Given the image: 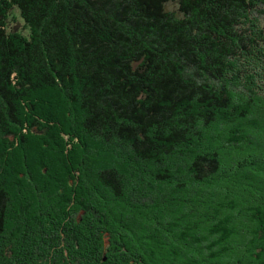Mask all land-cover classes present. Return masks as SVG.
Segmentation results:
<instances>
[{
	"label": "trees",
	"instance_id": "obj_1",
	"mask_svg": "<svg viewBox=\"0 0 264 264\" xmlns=\"http://www.w3.org/2000/svg\"><path fill=\"white\" fill-rule=\"evenodd\" d=\"M218 122L248 133L227 167L197 146ZM215 179L248 201L215 212ZM256 199L264 0H0V264H264ZM224 222L240 241L214 251Z\"/></svg>",
	"mask_w": 264,
	"mask_h": 264
},
{
	"label": "rangeland",
	"instance_id": "obj_2",
	"mask_svg": "<svg viewBox=\"0 0 264 264\" xmlns=\"http://www.w3.org/2000/svg\"><path fill=\"white\" fill-rule=\"evenodd\" d=\"M175 8V4H173V3H170L169 4V6H168V9L169 10H173ZM14 13H16L15 11H14ZM12 26H15V27H17L18 29L20 28H22V22H21V20H17V22L15 23V24H13ZM240 112L239 111H236V113H233V112H230L229 114H227V117L226 118H234V117H237L236 116V114L237 115H240L239 114ZM235 114V115H234ZM225 117V116H224ZM222 115H219V118H224ZM220 120V119H219ZM246 126H244V128H243V126L240 124V123H238V122H234L233 124H231V123H229V124H226V123H217V124H215L211 129H209V130H207V132H206V130L204 131V132H201V135L203 136V138L204 139H202L200 142H198L197 143V146H199L200 145V143L202 142V143H204V140L206 139V140H211V142L212 143H210V145H211V147L212 146H214L215 145V147H218V145H220V146H223L224 147V150H222V152L220 153L221 155V158H222V164H221V166L222 167H227V165H228V162H229V164H231L232 163V161H233V159L231 158V156L229 155V151L228 150H230V148H228V145H227V141L228 140H235L236 142H237V140L239 139V137L241 138V141H242V138L243 139H245V136L248 134L247 132H246ZM231 131V132H230ZM208 134V135H207ZM214 144V145H213ZM209 145V146H210ZM241 145V146H240ZM240 145H232L233 146V148L236 150V151H238V150H240V149H245L244 148V146H243V143H241ZM225 146H227V147H225ZM230 147V146H229ZM193 148H194V146H193ZM192 148V149H193ZM219 148V147H218ZM231 151V150H230ZM234 151V150H233ZM116 153H117V155L120 157V158H122V161L123 162H125V165H126V168L127 169H133V170H135L136 172L137 171H141V175L143 174L142 172H143V165L144 164H142V163H140V162H137L136 160L137 159H134V158H132V160H127V157L129 156V154L127 153V152H125V151H123V152H120V153H118L117 151H115ZM232 152V151H231ZM109 155H111V153H109ZM114 156V155H113ZM131 157H133V156H131ZM174 162V164L173 165H175V164H180L181 165V167H182V165H183V167H184V164L181 162V160H174L173 161ZM170 163H172V162H170ZM144 169H145V172H146V174H148V173H150L151 172V170L150 169H148V168H145L144 167ZM228 174H229V176H230V173L228 172V171H226ZM185 173H180V174H175V177H176V179H178V180H185L186 181V175H184ZM149 177V176H148ZM229 180H231L230 178H229ZM224 181V180H223ZM222 180H220V179H218V180H211V191H213L212 193H214V191L216 190V191H223V192H216L215 191V195L213 196V194L211 193L210 194V203H211V205L215 208L214 210H215V212H221L220 210H221V208H220V206H219V204L221 203V202H223V205H224V207H226L225 206V204H226V202H227V204L228 205H234V206H241V205H243V204H245V202L244 201H248V199H245L244 201H242V202H240L241 200H239V199H234L233 198V196L232 195H229L230 194V192H229V194H226L227 193V190L228 189H217V188H219V186H221V185H223V187H226L227 185L225 184V183H228V185H230V183L228 182V180L227 181H224L223 182ZM149 183H151L152 185H151V187H154V189H161L163 186V183H161V182H157V181H154V180H151L150 179V177H149ZM209 186V185H208ZM231 186V185H230ZM261 193V192H260ZM260 195V194H259ZM232 199H234V200H232ZM238 201L239 203H240V205L238 204V203H235L234 204V201ZM126 202H128V200H123V202H121L122 204H118V206H120V205H124ZM244 202V203H243ZM254 202H258V204H256V207H259V208H261V210H264V204H262V203H260V202H262L261 200H258V199H256ZM248 206H251L250 204L248 205ZM244 207V206H243ZM236 208V207H235ZM248 208V207H247ZM213 210V211H214ZM183 212H184V210H182ZM224 213H227V217H229L230 218V223H232L233 222V224H231V226L232 225H234V227H238V229H240L241 228V234L243 233L244 234V236H245V229H244V227H246L248 224H245L246 223V214H244V216L242 215H240L239 213H236L235 211H227L226 210V212H224ZM223 213V214H224ZM182 214V212H180V214H179V217H180V215ZM242 214V213H241ZM183 215V214H182ZM181 215V216H182ZM175 217L176 216H178V215H174ZM203 216V215H202ZM201 216V217H202ZM207 218V216H204L203 217V220H204V222H207L206 221V218ZM219 218H220V215H216V224H217V222H219L220 220H219ZM240 221H242V225H240L239 223H240ZM234 222H235V224H234ZM212 224V223H211ZM218 225V224H217ZM223 225V226H222ZM240 225V226H239ZM227 227V228H226ZM208 228H211V225H209L208 226ZM212 228H213V226H212ZM219 228H221L223 231H220V232H217V233H215V235L214 234H211V233H209L208 234V231L209 230H207V227H204V231H202V236L203 237H205V236H208V235H211V236H209V241L211 240V241H213V242H216V246L217 247H215V249H214V251H216V250H218L219 248H221V246H222V242H223V244H225V246H227V245H230V246H232V247H234L233 245L234 244H236V242L238 243V241H240V239L238 238V237H240V236H235V237H229L230 235H229V233L227 232H225V230H224V228L225 229H229V228H232V227H230V226H228V225H226V223L224 222L223 224H221L220 226H219ZM244 229V230H243ZM219 230V229H218ZM195 239H198V238H195ZM218 242V243H217ZM209 243V242H208ZM208 243L205 241H203L202 242V244L201 245H203V246H207L208 245ZM208 253H213V251L212 250H209V251H207Z\"/></svg>",
	"mask_w": 264,
	"mask_h": 264
}]
</instances>
